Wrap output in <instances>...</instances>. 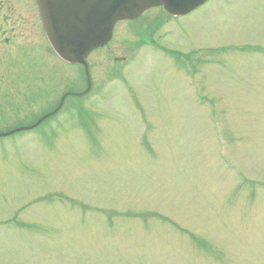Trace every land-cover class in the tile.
<instances>
[{"label": "rangeland", "instance_id": "374dc122", "mask_svg": "<svg viewBox=\"0 0 264 264\" xmlns=\"http://www.w3.org/2000/svg\"><path fill=\"white\" fill-rule=\"evenodd\" d=\"M88 62L0 0V130L31 128L0 137V264H264V0L148 9Z\"/></svg>", "mask_w": 264, "mask_h": 264}, {"label": "water", "instance_id": "95a60500", "mask_svg": "<svg viewBox=\"0 0 264 264\" xmlns=\"http://www.w3.org/2000/svg\"><path fill=\"white\" fill-rule=\"evenodd\" d=\"M202 0H38L47 35L58 54L86 64L89 52L112 38L119 19L139 16L164 5L174 14L186 13Z\"/></svg>", "mask_w": 264, "mask_h": 264}]
</instances>
